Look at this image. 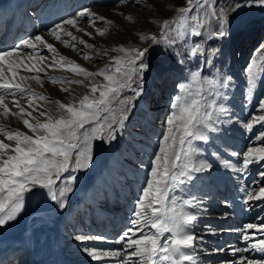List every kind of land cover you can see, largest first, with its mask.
<instances>
[{"label":"rangeland","instance_id":"1","mask_svg":"<svg viewBox=\"0 0 264 264\" xmlns=\"http://www.w3.org/2000/svg\"><path fill=\"white\" fill-rule=\"evenodd\" d=\"M40 1L41 0H25L26 7L24 10L33 11L32 5L37 3L40 5L37 12L39 11L41 13L43 10L49 11V14L46 13L45 15V18H48L53 14H57L58 12L56 11L62 9L64 4L69 3V5H72L71 8L68 7L70 8L68 11L70 15H67L68 13L65 8L64 16H67L62 19V22L60 21L61 23H53V21L60 20L56 19L52 20V25L48 26V24L47 27L41 28L43 27L42 23L37 22L39 23V28L35 30L32 37L41 35L44 40L54 46V52L49 50L46 46L38 43L36 49L22 47L11 57V59L16 61L15 63L18 65L17 68H14L17 70L16 76L15 78H10V76L4 75L10 72L6 73L3 71L4 77L13 80V82L20 83L22 87L31 91L23 94L18 93L15 96L8 94L4 95V102L7 103L11 112L15 111L17 115H5L3 107H0V115L5 119V123H9V121L12 122L11 124L9 123L10 125L6 126L1 125L2 123H0V129L19 130L29 136L35 137L36 134L34 132L30 133L31 129L24 124L23 121L25 119L33 124L37 121L44 123L47 121V117L53 116V112L51 111L60 107V103L78 106L79 101L85 95L99 97V91L96 93L90 91L93 83L97 85L108 83L105 77L101 75L87 76L83 73L70 71L69 69L73 66V62L74 64H78L87 69L88 72L98 73L99 70L104 69L106 65L114 63L112 57L132 55L130 52L120 51L119 48L121 45H123L125 49L148 48L149 54L146 57V60L151 67L143 75V93L139 97H136L130 89H123L121 93L118 94V98L122 99L125 96L132 97L131 106L127 107L126 114L121 117V112L125 109V105L118 104L117 99L114 98L107 110L104 109V106H101L102 110L100 116H107L108 120L99 121V123L105 124V128L107 129L108 123H112L115 128L120 124V122L117 123V121L132 119V127L136 130L133 135H128V139H136L140 141L142 145H128L126 138L121 140L118 135H116V130L113 133L114 138L108 137L107 135L108 139H101L100 135L97 134L96 138L91 140L92 158L91 165L88 166V168H90L87 172L82 174L89 175L94 162L99 161V159L102 160L103 156L107 155L105 153L110 151V149L105 146L106 140L112 142L110 145H117L122 149L118 156V160L111 161L112 166L110 167L114 174H122L125 169V167H122L126 163H129L127 166H132V164L143 166V162L153 158L147 151L149 147L145 146L144 142H149L150 139L158 136V134L152 130H155V125L162 126L165 130V120L172 111L170 105L174 98L181 94L180 85L188 84L190 73L197 68H202V76L214 77L219 75L221 77H231L229 87L223 90L224 98L222 102L229 109V116L232 122L216 125L215 131L217 132L215 137L208 133L207 141L193 142L199 149V151L194 154L193 162L196 166H199L200 164L205 165V170L199 171L202 173L204 179L214 175L220 183H224V179L231 177L240 181L242 173L225 167L223 161L230 160L237 168L241 166L242 158L236 160L231 152L238 150L233 144V141H235L233 140V135L237 140L243 139L246 143L244 147L241 146L240 150L242 149V151H240V154H243L249 147H264V143L256 140V135L260 131H264V126L261 124H255L251 131L244 129L242 126L243 123L252 121L254 117L259 118L260 116H264V111L259 108V102L264 99V7L249 5L241 7L234 12L233 8L235 5L237 3L244 4L245 0H211L218 10L223 8L227 12L228 35L224 37H216L209 35L208 32H204L200 37L190 35L181 37L177 40L174 46H168L164 43H153L150 37L152 34H156L158 39L163 38L161 24L157 21L165 19L170 20L175 17L177 15L175 10L180 6H183L185 0H126V2H121V0H75L74 3L73 0H43V2L39 4ZM100 1L105 2L103 3ZM167 5L171 7L166 10ZM80 8L83 10L87 8L91 13H95L97 16H104L106 19L104 21L96 19L95 23H93L91 22L92 18L87 14L83 17L78 15V13L82 11ZM24 10L23 14L25 12ZM74 12L76 15H73ZM60 14H62V12ZM129 15L133 17L132 20L127 19V16ZM6 18L8 17H5V19ZM73 18L76 19L75 25L63 23L64 21ZM36 20L37 19L35 18V21ZM109 20L113 23L108 24L107 21ZM11 21L12 18L9 20V23ZM2 23L3 21L0 26ZM34 25L36 26V24ZM56 25H61V29L58 30V34L61 36L60 40H57L50 31L55 28ZM217 27L218 25L213 20L210 30H216ZM102 31L104 32V35L100 34ZM68 33H71V35H68ZM141 34L149 38L141 39ZM73 37H77V39H73ZM81 39L86 41V43H81ZM64 41H68L70 45H74L75 47L65 44ZM197 43L202 45L204 52L196 56H189L188 50ZM88 45H92L93 47H88ZM213 52L214 54H212ZM105 53L107 54L105 55ZM24 54L27 56L32 55L34 57H37V55L43 56L45 61L44 59L40 61L38 58L32 59L30 56L25 57L27 59L24 60ZM21 55H23V58ZM61 56L66 59L61 61L59 59ZM86 56L92 58L87 59L85 58ZM5 59L7 60L9 58L6 57ZM61 64L65 66L62 67L60 66ZM20 66H23V68ZM5 68L7 69V64ZM28 68L43 69V71H29ZM166 68L176 69L179 74L175 76L165 74L164 71ZM250 70L251 74L256 77L251 94L248 92V77ZM21 77H24V79L21 80ZM166 80L169 85L165 86ZM37 81H40L41 84L43 83L44 87L42 86L39 88V82ZM68 81L72 82L69 83ZM75 81H82V83H76ZM133 87H135V85H133ZM170 87L173 89V92L169 91L168 94V88L170 89ZM193 87L195 88V85ZM64 89H68V91H64ZM2 91L4 90H0V93H2ZM88 92L90 93L88 94ZM259 94L262 95L260 96ZM12 97H17L16 99L20 98V100L22 99V103H19V105L25 108L26 111L24 113L19 112V108L13 103L14 98L11 99ZM41 97H44L43 99L49 104H44ZM74 98H76L75 101H73ZM29 100L32 101L31 106L29 105ZM163 105L167 107L162 111ZM134 106H137L138 109L136 114L131 117L128 112L129 109ZM29 112L31 113V116L28 115ZM40 112L47 113V116L40 115ZM113 113H115V118L113 117ZM60 117L61 114L58 113L52 118L59 119ZM148 120L155 124L153 123V126L149 125L147 130H145V128L142 129V126H144ZM155 121H161V123H156ZM90 122L85 125L84 129H81L83 132L90 130L86 131L91 124ZM97 123L98 122L96 121L93 125ZM106 134L107 131H105L104 136ZM2 135L6 136V131H0V141L9 144L11 148L7 150V154L14 155L15 153L12 151V148L15 147L16 141L14 140L11 143V140L7 137H2ZM81 143H83V138ZM185 147H187V145H185ZM177 151H179V147H177ZM158 152L159 149L157 153ZM181 155L183 156V153H181ZM219 158L220 160H218ZM106 162L109 163L110 160H107ZM181 162L183 161H178L177 163ZM207 165H211V167L208 168ZM248 169L250 170L246 171L248 178L244 185L246 187L250 186L252 190H248V192L250 191V193L255 196L259 192V186H264V179H261L258 175L261 170H264V166L261 164H252L249 165ZM76 170L77 169L70 168L69 172L66 174L64 173L61 180L57 181L56 185H54V189H61L67 178L66 175L73 176L74 174L71 173ZM214 172L215 174H213ZM254 175L258 181L253 180ZM145 176L148 177L147 172H145ZM235 180L228 182L236 183ZM254 182H257L259 186H255ZM95 184L97 183H94V185ZM143 185L144 184H142V188L144 187ZM232 186L234 187V184ZM112 189L115 188L113 187ZM220 189L223 191L224 188ZM104 193L106 194L105 189ZM136 193H138L137 196H140L141 190L136 191ZM174 194H179L178 189H174ZM222 195H217L219 203L223 202ZM106 196H104L103 199L109 198ZM224 196L226 197V193ZM58 210L59 207L56 205V201H53L50 198L47 189L36 186L33 187L31 191L25 193L24 207L16 218L0 225V264H24L28 257L29 247L34 246L32 241L35 239L34 235L37 229H45L47 226L51 227V225H48L51 222L53 223V232L58 235V242L66 245V251L69 253L70 260L74 264H84L85 258H87L88 255L83 249L90 247L88 244L78 241L76 236L83 233V227L81 228L78 226L80 224H85L86 221L76 219L74 224H71V220L66 219L59 227H57L59 219ZM68 224L74 226V230H72ZM127 226L128 222L126 225L124 224L122 228H126ZM200 226V223L197 224L196 227L198 228V231H196V234L203 237V241H207L204 245L205 251L202 250L201 252H213L215 249H221L219 242L216 243L215 245L217 246H215L208 241L210 240L208 237V234L210 233L207 232L208 230ZM67 228L71 229L70 232L72 233H69V230H66ZM122 228L115 229L114 234L109 235V237L113 238L119 235ZM97 232L99 231L95 230L89 235H92L94 239L99 236L96 235ZM100 236L104 237L101 233ZM199 246L201 245L198 241L196 247ZM237 248H242L241 244H239ZM229 249L225 252V254L228 253L227 257L232 255V252ZM217 255L218 256L215 259H206L203 262L206 264H223V260L219 262L223 256H220L219 254ZM240 256L241 254H237L235 258Z\"/></svg>","mask_w":264,"mask_h":264},{"label":"snow or ice","instance_id":"2","mask_svg":"<svg viewBox=\"0 0 264 264\" xmlns=\"http://www.w3.org/2000/svg\"><path fill=\"white\" fill-rule=\"evenodd\" d=\"M126 2V0H121ZM257 5L264 7V0H245L244 4L237 3L233 8L235 12L241 7ZM150 7V5H149ZM177 15L172 19L157 21L161 24L163 38L158 39L156 34H152L150 39L153 43H164L174 46L178 39L184 36L200 37L204 32L211 36L224 37L228 35L227 24L228 15L225 9H217L211 0H185L183 6L176 10ZM88 15L91 22L96 19L104 21V16H97L85 8L78 13L80 17ZM132 20L131 15L127 16ZM213 20L218 25L216 30H210ZM65 24H76V19L64 21ZM112 24V21H107ZM61 25H56L51 29V33L57 40L61 39L58 30ZM104 35L102 31L100 33ZM71 35V33H68ZM149 37L141 34V39ZM77 39V37H73ZM46 46L49 50L55 51L54 46L49 44L41 35L21 39L14 47L6 51H0V65L7 64L8 71L15 78L13 71L18 65L11 59L22 47L36 49L37 44ZM69 44L68 41H64ZM81 43H86L81 39ZM75 47L74 45H70ZM88 47H93L88 45ZM120 51L132 53L130 56L112 57L114 61L111 65H106L98 73L88 72L87 69L78 64H74L69 69L72 72L83 73L87 76L101 75L108 81L107 84L91 85V92L99 91V97L85 95L79 101L78 106L60 103V108L66 110L67 115L59 119L48 117L47 121L35 124L25 119L24 124L36 135L29 136L19 130L0 129L6 131L9 140H15V147L12 148L14 155H8L7 150L11 148L9 144L0 141V225L14 220L24 207V194L31 191L33 187L39 186L47 189L50 198L57 201L59 206H65V193L71 191L70 186H66L58 191L54 189L57 181L61 180L63 174L69 169L87 168L91 163V140L99 134L104 138L107 131L108 137H113L115 128L112 123H99L100 120H108L107 116H100L101 106L107 110L112 99L116 98L118 104H124L125 109L121 112V117L126 114L127 107L131 106L132 97L118 98V94L123 89H130L134 96L139 97L143 89V75L150 69V64L146 60L149 54L148 48L125 49L123 45ZM204 49L201 44H195L188 50L189 56L202 54ZM107 53H105L106 55ZM214 54V52L212 53ZM9 59H5V58ZM91 59L92 57L86 56ZM44 59L43 56L40 57ZM64 61L66 58H59ZM52 66V65H49ZM64 67L65 65L61 64ZM32 71V68L28 69ZM43 71V69H36ZM21 80L24 77L20 78ZM255 79L249 71L248 92L251 94ZM231 77L202 76V68H197L190 73L189 83L180 85L181 94L177 95L170 107V115L165 120V130L160 142L159 152L155 155L145 186L141 190V195L136 201V205L129 220V227L119 236L116 243L120 245L117 250H100L96 248H84L94 260L102 261L107 257L117 258L116 264H197L198 255L196 253L197 242L203 237L194 233L193 228L198 220L196 212L189 210L191 199H182L174 194V189L179 188L192 178L193 172L205 170V165L196 166L193 162L194 154L199 149L194 141H207L208 131H215L216 125L220 123H231L229 109L222 102L224 91L229 87ZM71 83L72 81H68ZM82 83V81H75ZM135 85V87H133ZM195 85V88L193 87ZM0 90L8 95L15 96L31 90L25 89L20 83L13 82L3 75L0 69ZM68 91V89H64ZM44 98V97H41ZM19 108L20 113L26 110L13 101ZM32 101L29 100L31 106ZM0 107H3L5 115H17L11 112L7 103L4 102V95H0ZM259 108L264 111V99L259 102ZM31 116V113H28ZM46 116L47 113H40ZM115 118V113H113ZM90 121H97L95 127L87 132H81ZM121 121H117L119 123ZM255 124L264 126V116L253 118L252 121L243 123V128L251 131ZM83 138V143L81 140ZM256 140L264 143V131L256 135ZM187 145V147H185ZM179 147V151H177ZM75 152V156L73 153ZM183 153V156L181 155ZM233 156L239 155L232 153ZM6 156V158H5ZM178 161H183L177 163ZM225 167L233 171L244 173L249 165L261 164L264 166V147H249L242 154L241 166L236 167L230 160H224ZM208 168L211 165H207ZM258 175L264 179V170ZM68 181H74V176H68ZM253 199L264 200V187L259 188L257 195L253 196L246 192L245 202ZM212 234H217L212 228L207 229ZM249 230L251 232L249 233ZM240 239L245 241L244 248H231L233 256L245 252L253 251L264 254V221L259 224L246 223L237 230ZM257 231L261 233L257 237ZM78 241H87L93 237L87 235L76 236ZM94 239L103 240L105 237L97 236ZM223 249H215L222 251ZM229 264H264L262 261H252L246 256H241L239 261H232Z\"/></svg>","mask_w":264,"mask_h":264},{"label":"bare ground","instance_id":"3","mask_svg":"<svg viewBox=\"0 0 264 264\" xmlns=\"http://www.w3.org/2000/svg\"><path fill=\"white\" fill-rule=\"evenodd\" d=\"M74 2L75 0H73V3ZM25 5H26L25 0H0V24L2 21L4 22L7 19V18L5 19V17H8V18L10 17L11 19L13 17V13H15L14 20L12 19L13 20L12 23H10L7 27L8 29L7 33H5L2 40L0 41V51H6L12 48L15 39L20 40V38L24 39V37L25 38L32 37L35 30L39 28V23H37V20L35 21V18H32L31 20L28 18H26V20L24 19L23 10L26 7ZM68 7L66 5L67 13L69 9L71 8V6L70 8ZM166 7H167L166 10H167L171 6L169 7L167 5ZM32 9H34V5H32ZM24 11L26 12V10ZM58 15H61V14L59 13ZM62 17L56 18V19H61ZM50 22H52V20H50ZM34 24H36V26ZM24 55H25L24 58H23V55H21L24 60L27 59L25 57L30 56V58L32 57V59L38 58L41 61L40 59L41 56L37 55V57H34L32 55H28V56L26 54ZM5 67H6V64L0 65V69L5 71L6 73L9 72L8 66H7V69ZM20 67L23 68V66H20ZM33 70L36 72V69H33ZM13 71L17 72V70L15 69H13ZM10 73L4 74V75L10 76L11 78L12 74ZM164 73L171 74L174 76L179 74V72L173 68H166ZM37 82H39L38 83L39 88H41L42 86L44 87L43 83L41 84L40 81H37ZM89 93L90 92H88V94ZM5 94L6 93L4 91L0 93V95H5ZM13 98L18 103H22L21 102L22 99L21 100L20 98L16 99L17 97H12L11 99ZM41 100L43 101L44 104L46 105L49 104L43 98H41ZM75 100L76 98H74L73 101ZM165 107L167 106L163 105L162 111L165 109ZM137 109H138L137 106H134L129 109L128 113L131 115V117H133L134 114H136ZM51 112H53V116L58 113L61 114V116L67 115L66 110L61 109L60 107L53 109ZM1 116L2 115H0V123H2L1 125L6 126L12 123L11 121H9L10 124L5 123V119L2 118ZM53 116H50V117H53ZM127 120H122L120 124H118L115 127L116 135H118V137L121 140L123 138H126L128 145L133 144V145L141 146L142 144L140 143V141L136 139H128V135L130 134L133 135L136 129L134 130V128L132 127L133 120L132 119L131 120L129 119L128 121ZM155 122L161 123V121H155ZM90 123L91 124L86 129V131L96 126V124L93 125L94 123H96V121H91ZM153 123L154 122L151 123L148 120L144 124V126H142L143 127L142 129L145 128V130H147L149 125L153 126L155 124ZM152 130L155 131L156 134H158V136L156 138L154 137L150 139L149 142H144V143H145V146L149 147L147 151L150 153V155L153 158H150L149 160H146L145 162H143V166L139 164L138 165L132 164V166L131 165L127 166V164L129 163H126L122 167V168L125 167L124 172L122 174L120 175L114 174L110 167L112 166L111 161L118 160V156L121 153L122 149L118 147L117 145L116 146L113 144L110 145V143L112 142H109L106 140L105 146H107V148H109L110 151L108 153H105L107 155L103 156L102 160L99 159V161L94 162L91 168V173L89 175H84L82 173L87 172V170L90 167L77 169L75 172L71 173V174H74L73 176L75 177V180L68 181L66 179L63 183V186L61 187V189L66 186L71 187V191L66 192L65 197L62 198L65 200V206L61 208L59 206V203L56 201V205H58L59 207V210L57 211L59 213L57 227H59L66 219L71 220V224L72 223L74 224L76 219L85 220L86 221L85 224L83 225L80 224L78 226L81 228L83 227V233L81 235H87V236L93 237L92 235H89V234L95 230H98L99 232H97L96 235L100 236V233H101L104 235L105 239L98 240V241L96 239H90V240L81 241V242H84V244H88L90 248H96V249L105 250V251L117 250L120 248V245L117 244L116 241L119 238V236L123 233V231L127 227L130 226L128 223V226L126 228H122L124 224L126 225V223L129 222V220L132 218V214H133V211L136 205L137 198L140 197V196H137L138 193H136V191L142 190V184H144L143 186H145V181L148 178L145 176V172H147V174H149L150 172L152 161L155 155L157 154V151L160 147V142L162 140V135L164 133V127L162 126L155 125V130L154 129ZM32 132L33 131L31 130L30 133ZM81 132L83 133V130H81ZM216 132L217 131H211V130L208 131V133L214 137L216 136ZM2 137H7V135L6 136L2 135ZM104 138L108 139L107 134L104 136ZM233 140H235L233 141V144L235 147L238 148V150H235V152L233 151L231 152L238 153L239 155L234 156V158L236 160H240L242 158V154H240V151H241L240 148L241 146L244 147L246 143L243 141V139L237 140L234 135H233ZM12 141L14 140H11L10 142L12 143ZM73 156H75V152L73 153ZM107 160H110V162L109 163L106 162ZM218 160H220V158ZM213 174H215V172ZM242 174L243 176H241L239 183H238V180H235L236 183H232V182H224V183L221 182L220 183L219 181H217V178L214 175H212V177L209 176V178L207 177L203 179L202 173L193 172L192 178L188 180L185 184L177 188L179 191V194L176 195L177 197L182 198V199H191L193 201V203L187 207L189 208V210L196 212V214L198 215V220L195 223V226L193 228L194 233L195 234L197 233L196 231H198L197 230L198 228L196 226L199 223L201 225L200 227H203L206 230L209 227L210 228L212 227L214 230H216L217 234H212L211 232L207 231L210 233L208 234L209 235L208 237L210 239L208 241L211 242V244L213 245L219 242L221 249H223L222 251H215L213 249L214 250V251L212 250L213 252L211 251L201 252L202 250L205 251L204 245L207 243V241H203V240L202 242L199 241L201 246L196 247V253L198 255L197 264H206L205 262H203L204 260L215 259L218 256L217 254H219L220 256L222 255L223 258H226L228 253L225 254V252L227 251V249L233 248V247L237 248L239 244H241L242 248L246 247L245 241L240 239V233L237 230L241 228L243 224H246V223L259 224L260 221H264V200L257 201L253 199L254 201H256L255 203L258 208L253 211H250L249 209L245 210V208L249 205V202H250V201H248L247 203L245 202V195H246V192H248V190H252V189L250 186L246 187L244 185L245 181L248 178L247 177L248 175L246 174V172ZM69 176H72V175H69ZM66 177H68V175H66ZM94 183H97V184L94 185ZM258 183H261V182H258ZM233 184L235 188L238 187L239 189H235L232 186ZM254 184L255 186H259L257 182H254ZM113 187L115 189H112ZM260 187H264V186L261 185L259 186V188ZM220 188H224L223 191H221L222 189ZM104 189L106 190V194L104 193ZM228 192L230 193L228 195V198L230 201L219 203V199H217V195L219 194L225 195L226 193V197H227ZM106 195L109 198L103 199V197ZM257 215H259L258 218H256ZM246 218H248L249 220L257 219V222H255L254 220L247 222ZM48 225H51V227L47 226L45 229H37L34 235L35 239H33L32 241L34 246L29 247L28 257H27L26 262H24V264H74L70 260L69 253H67L66 251V248H67L66 245H63L64 243L61 244V242L60 243L58 242L57 240L58 235H56L52 230L53 223L51 222ZM216 227H218L219 229ZM119 228H122V231L120 232V234L117 235L116 237L110 238L109 235L114 234L115 229H119ZM205 232H202V233H205ZM250 232L251 230H249V233ZM260 235L261 233L257 231V237H259ZM94 241H97V242H94ZM91 244H94V245H91ZM229 250L231 251V249ZM87 255L88 257L85 258L84 264H116V260H117V258H114V257H107L102 261H97V260H94L88 253ZM241 256H246L249 260H252V261L264 260V254H261L259 252L249 251V252L242 253ZM241 256L238 258H235V256H233L232 254L228 256V257H232V259L229 261H227V259L223 260L224 261L223 264H229V262H232V261H239ZM186 264H188V262H186Z\"/></svg>","mask_w":264,"mask_h":264}]
</instances>
